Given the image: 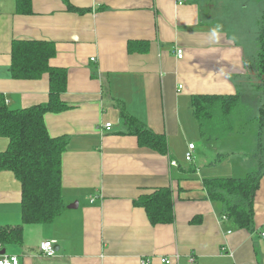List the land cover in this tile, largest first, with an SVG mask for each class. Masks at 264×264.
<instances>
[{"label":"crops","instance_id":"0c3cea01","mask_svg":"<svg viewBox=\"0 0 264 264\" xmlns=\"http://www.w3.org/2000/svg\"><path fill=\"white\" fill-rule=\"evenodd\" d=\"M67 1L73 9L63 0H32V13L19 15L14 0H0V94L7 105L19 109L48 100L45 75L14 79L9 70L13 40H43L55 48L49 65L66 70L62 99L69 106L44 119L51 136L67 140L61 163L65 207L51 223L25 225L22 243L0 252L17 256L19 264H141L146 258L160 264L161 256L172 264H264V175L250 229L223 220L224 207L207 197L202 184L255 171L264 156H235L217 143L235 131V121L231 132L220 134V123L200 125L191 106L193 95L236 92L239 102L251 98L260 106L264 94L256 88V70L251 74L248 67L257 35L248 19L258 15L257 7L250 8L255 1ZM118 101L164 134L166 155L120 133ZM105 123H111L109 131ZM197 132L200 143L192 140ZM189 143L194 149L188 161ZM7 144L0 136V152ZM253 147L255 156L258 148L263 152L259 143ZM160 187L171 188L174 220L151 225L133 200ZM20 219V182L0 170V226ZM48 240H55L51 257L39 250Z\"/></svg>","mask_w":264,"mask_h":264},{"label":"trees","instance_id":"16d2710c","mask_svg":"<svg viewBox=\"0 0 264 264\" xmlns=\"http://www.w3.org/2000/svg\"><path fill=\"white\" fill-rule=\"evenodd\" d=\"M71 10L73 7L63 0ZM14 11L19 15L32 13V0H14ZM256 35V88L264 94V12L260 16ZM55 55L51 42L43 40H13L10 73L14 79H39L45 75L48 100L27 108H10L0 94V136L8 140L0 152V170L11 171L21 185V219L10 226H0V248L8 244H21L23 228L28 224L53 222L65 205L62 197V154L67 140L51 136L45 125V115L59 113L69 108L62 94L67 86L66 70L52 67L49 60ZM240 93L224 95L198 94L191 97L192 112L200 125L220 123V134L233 128ZM123 120L120 133L137 137L138 145L159 154L168 153L164 134L150 130L136 117L130 115L121 102H116ZM259 135L264 132V101L258 107ZM262 147V143H259ZM262 149V148H261ZM264 160L260 168L241 177L203 179V187L212 202L222 204L225 215L235 227L250 229L254 221V198L264 175ZM144 209L151 225L172 223L174 220L170 187H160L150 193L140 194L133 200Z\"/></svg>","mask_w":264,"mask_h":264},{"label":"rangeland","instance_id":"374dc122","mask_svg":"<svg viewBox=\"0 0 264 264\" xmlns=\"http://www.w3.org/2000/svg\"><path fill=\"white\" fill-rule=\"evenodd\" d=\"M250 8H253L255 11V7L258 8V15L256 17L248 18L251 20L252 24V32H258L259 29V21H260V14L264 12V0H253ZM249 8V10H250ZM262 12V13H261ZM259 18V19H258ZM254 40V46L250 49L249 59H248V67L251 74L255 73L256 70V55L258 50V44L257 39H252V42ZM251 42V43H252ZM251 81L253 79H250ZM250 92L253 93V88L250 86ZM264 99L260 102L263 103ZM246 103L239 102V106L236 111L233 110V114L235 117V131L230 134V136L224 140H220V142L217 143H226L228 146H230V149L235 150L234 155H239L241 158L247 157V159H252L253 157H259L260 155L264 156V132L259 135V122L257 119L258 116V108L255 106L254 102L251 100V98H248ZM259 103V105H260ZM194 143H200V135L194 133V136L192 138ZM197 140V141H196ZM256 143H262L263 152L257 149V154L254 155L253 146ZM251 157V158H250ZM264 171V170H263ZM260 185V184H259ZM222 219L225 220L227 217L225 215L222 216ZM40 248V246H39ZM49 257V256H47ZM51 257V256H50Z\"/></svg>","mask_w":264,"mask_h":264},{"label":"built area","instance_id":"2783aa9c","mask_svg":"<svg viewBox=\"0 0 264 264\" xmlns=\"http://www.w3.org/2000/svg\"><path fill=\"white\" fill-rule=\"evenodd\" d=\"M175 53L177 55L178 58H182L183 57V51L180 47H177L175 49ZM104 129L109 131L111 129V123H105L104 125ZM188 148H189V152L186 154L185 159L186 160H191L192 156H191V152L194 149V144L193 143H189L188 144ZM171 165L172 166H176L177 162L175 160H171ZM264 235V233H262V236ZM55 240H48V241H43L40 244V252L45 255V256H53L55 254ZM158 261L160 264H172L171 259H168L167 257H159ZM0 264H19V259L17 256H13V255H7V254H2L0 255ZM141 264H152L151 259H143L141 261Z\"/></svg>","mask_w":264,"mask_h":264},{"label":"water","instance_id":"95a60500","mask_svg":"<svg viewBox=\"0 0 264 264\" xmlns=\"http://www.w3.org/2000/svg\"><path fill=\"white\" fill-rule=\"evenodd\" d=\"M71 206H73V207H77V203L75 202L73 205H71ZM5 253V250H2L1 252H0V254H4Z\"/></svg>","mask_w":264,"mask_h":264},{"label":"clouds","instance_id":"9594fccd","mask_svg":"<svg viewBox=\"0 0 264 264\" xmlns=\"http://www.w3.org/2000/svg\"><path fill=\"white\" fill-rule=\"evenodd\" d=\"M215 34H216V33H215V32H213V35H214V36H215Z\"/></svg>","mask_w":264,"mask_h":264}]
</instances>
